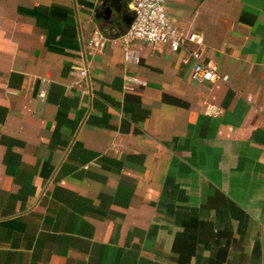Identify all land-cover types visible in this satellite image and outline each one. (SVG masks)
Masks as SVG:
<instances>
[{
	"label": "crops",
	"instance_id": "0c3cea01",
	"mask_svg": "<svg viewBox=\"0 0 264 264\" xmlns=\"http://www.w3.org/2000/svg\"><path fill=\"white\" fill-rule=\"evenodd\" d=\"M164 9L225 81L101 0H0V264H264V0Z\"/></svg>",
	"mask_w": 264,
	"mask_h": 264
},
{
	"label": "built area",
	"instance_id": "2783aa9c",
	"mask_svg": "<svg viewBox=\"0 0 264 264\" xmlns=\"http://www.w3.org/2000/svg\"><path fill=\"white\" fill-rule=\"evenodd\" d=\"M132 13L129 25L120 35V41L124 44L133 39H139L149 43L167 46L171 51L184 50L185 55L181 61L192 60L190 77L195 81H225L227 76L219 74L209 62L201 58L203 37L200 32L191 27L177 28L167 18L164 9V0H127ZM100 36L97 31L91 33L87 41L93 52L100 49ZM193 44V48H187V44ZM85 70H79L83 75ZM37 97H44V89L39 88ZM264 115V111H263Z\"/></svg>",
	"mask_w": 264,
	"mask_h": 264
},
{
	"label": "water",
	"instance_id": "95a60500",
	"mask_svg": "<svg viewBox=\"0 0 264 264\" xmlns=\"http://www.w3.org/2000/svg\"><path fill=\"white\" fill-rule=\"evenodd\" d=\"M101 12V18L105 21V24H116L118 18L121 20L122 24L127 27L132 18H125L116 0H101Z\"/></svg>",
	"mask_w": 264,
	"mask_h": 264
}]
</instances>
